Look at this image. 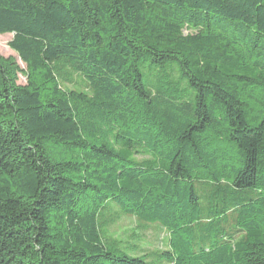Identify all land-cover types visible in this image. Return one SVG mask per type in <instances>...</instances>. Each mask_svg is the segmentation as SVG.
<instances>
[{"label":"trees","instance_id":"1","mask_svg":"<svg viewBox=\"0 0 264 264\" xmlns=\"http://www.w3.org/2000/svg\"><path fill=\"white\" fill-rule=\"evenodd\" d=\"M0 34V264H264V0H0Z\"/></svg>","mask_w":264,"mask_h":264},{"label":"rangeland","instance_id":"2","mask_svg":"<svg viewBox=\"0 0 264 264\" xmlns=\"http://www.w3.org/2000/svg\"><path fill=\"white\" fill-rule=\"evenodd\" d=\"M13 34H0V57L12 58L21 69L26 70V65L19 55L12 50L10 42ZM19 84H27V78L20 74ZM106 236L124 248L135 247L138 254L151 253L155 250L164 249L167 233L158 225H144L134 217L118 215L105 230ZM137 247V248H136Z\"/></svg>","mask_w":264,"mask_h":264}]
</instances>
